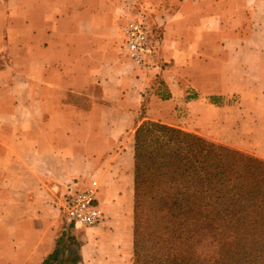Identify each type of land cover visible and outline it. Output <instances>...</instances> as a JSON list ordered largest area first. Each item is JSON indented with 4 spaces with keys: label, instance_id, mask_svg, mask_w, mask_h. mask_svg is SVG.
Listing matches in <instances>:
<instances>
[{
    "label": "crops",
    "instance_id": "crops-1",
    "mask_svg": "<svg viewBox=\"0 0 264 264\" xmlns=\"http://www.w3.org/2000/svg\"><path fill=\"white\" fill-rule=\"evenodd\" d=\"M17 1L0 31L18 52L0 98V264H131L134 131L144 120L196 131L177 112L219 92L208 50L221 27L201 26V0ZM142 1L158 6L161 35L137 65L121 26ZM90 180L103 219L70 226L63 195Z\"/></svg>",
    "mask_w": 264,
    "mask_h": 264
},
{
    "label": "trees",
    "instance_id": "trees-1",
    "mask_svg": "<svg viewBox=\"0 0 264 264\" xmlns=\"http://www.w3.org/2000/svg\"><path fill=\"white\" fill-rule=\"evenodd\" d=\"M133 151L131 264H264V159L154 120Z\"/></svg>",
    "mask_w": 264,
    "mask_h": 264
},
{
    "label": "rangeland",
    "instance_id": "rangeland-1",
    "mask_svg": "<svg viewBox=\"0 0 264 264\" xmlns=\"http://www.w3.org/2000/svg\"><path fill=\"white\" fill-rule=\"evenodd\" d=\"M153 2L168 6L164 1ZM156 4L144 1L132 3L134 9L131 14H126L127 18L121 26L122 34L126 23L141 11L146 25L156 33L160 41L161 29L158 30L155 26V13L152 10ZM18 5L17 0L0 3V31L3 30L4 34L8 20L4 18L3 11L7 10V7ZM201 26L221 27L220 36L209 37L212 44L221 45L219 50L215 49V46L208 50L217 61L209 70L219 75V90L211 91L219 92L204 94L201 91L199 96L201 102L193 103L189 113H182L180 110L177 112V123L195 129L198 132H191L201 134L208 140L262 158L260 155L264 152V0H201ZM5 36L0 33V98L5 96V76L13 69L17 70L11 64L18 52H9L4 48L7 39ZM14 37L21 36L14 34ZM209 52L207 55H210ZM156 65L161 71L167 62ZM189 97H195V94H190ZM141 212L146 226L145 231L148 233L149 218L151 219L149 203L145 204ZM190 242L194 240L188 241V244L186 242L178 245L180 246L178 256L183 250H187V257H194L193 254L201 252V242L198 246L191 244L193 249L194 246L197 247L195 252L188 246Z\"/></svg>",
    "mask_w": 264,
    "mask_h": 264
},
{
    "label": "built area",
    "instance_id": "built-area-1",
    "mask_svg": "<svg viewBox=\"0 0 264 264\" xmlns=\"http://www.w3.org/2000/svg\"><path fill=\"white\" fill-rule=\"evenodd\" d=\"M143 12L123 27V48L128 58L143 65L156 53L159 44L156 33L146 25ZM97 182L90 180L80 188H68L63 195L62 212L70 226H93L103 219V211L96 197Z\"/></svg>",
    "mask_w": 264,
    "mask_h": 264
}]
</instances>
